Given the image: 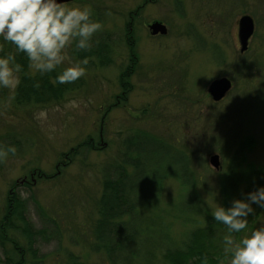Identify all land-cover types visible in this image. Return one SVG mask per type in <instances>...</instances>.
Listing matches in <instances>:
<instances>
[{"label":"rangeland","instance_id":"374dc122","mask_svg":"<svg viewBox=\"0 0 264 264\" xmlns=\"http://www.w3.org/2000/svg\"><path fill=\"white\" fill-rule=\"evenodd\" d=\"M67 3L92 8L93 19L102 24L92 46L101 53L66 50L68 61L57 71L69 61L88 63L79 89L59 101L22 106L0 89V146L17 149L0 162V221L17 193L26 201L33 229L43 232L35 242L37 258L26 253L27 264H75L73 257L78 264H122L95 250L99 202L105 180L120 171L127 179L147 170L133 183V217L122 218L138 224L129 264H165L167 250L179 248L191 231L205 229L210 206H224L222 182L230 166L238 164L236 194L248 190L252 167L264 175V0ZM244 15L253 17L255 31L241 51ZM153 23L165 24L167 33L153 34ZM8 51H15L10 44L4 46ZM17 55L23 65L25 55ZM18 75L22 83V71ZM223 77L233 87L214 101L209 86ZM151 137L161 139L165 149L153 154L141 149L140 155L135 141L152 147ZM215 155L217 166L211 161ZM178 167L185 180L174 172ZM185 196L197 211L185 207ZM252 207L249 229L264 224V209ZM20 225L16 220L9 233L17 244H0V264H7V251L27 247ZM224 231L218 227L215 233L218 254L201 264H228L220 245Z\"/></svg>","mask_w":264,"mask_h":264},{"label":"clouds","instance_id":"9594fccd","mask_svg":"<svg viewBox=\"0 0 264 264\" xmlns=\"http://www.w3.org/2000/svg\"><path fill=\"white\" fill-rule=\"evenodd\" d=\"M99 20L93 19L88 5H70L65 0H0V89H7L14 99L20 85L22 67L16 55L23 53L28 69L43 75L56 71L68 61L67 49L89 50ZM10 44L13 51L4 53ZM88 60L72 63L56 72L54 85L71 84L85 75ZM17 151L14 145L0 146V162ZM253 204L264 209V186L234 198L227 208L215 202L209 207L213 219L225 226L220 245L228 255V264H264V224L249 229ZM235 234H240L239 238ZM223 264V262H221Z\"/></svg>","mask_w":264,"mask_h":264},{"label":"trees","instance_id":"16d2710c","mask_svg":"<svg viewBox=\"0 0 264 264\" xmlns=\"http://www.w3.org/2000/svg\"><path fill=\"white\" fill-rule=\"evenodd\" d=\"M89 50V52L95 54L101 53V50L98 49V47L92 46ZM22 57H24L23 59H25L24 64L21 65L23 80L14 97L16 104L27 106L31 103L41 104L51 101H59L63 99V97L68 92L79 89L81 79H78L71 84L54 85L52 81L55 79L57 70L51 73H45L43 75H40L39 73L32 75L29 73V71L27 73V58L25 56ZM17 58L20 59L21 56L18 57V55H16V59ZM103 58L108 59L107 56ZM151 138L154 147H151V145H142L144 143V140L140 139L138 141H135V150H139L140 152H142L141 149L146 150V148H149L153 150L152 154L160 152V150L164 148V144L161 142V139H157L155 137ZM148 142H151V140L148 139ZM252 143L253 140L250 138L249 146H251ZM83 146H87V144H84ZM143 154V152L140 153V155ZM179 162L180 164H182V160L180 158ZM135 165L138 168H141V165L143 166L142 163H137ZM237 165H233L232 167L230 166V173L228 172L226 178H224V181L222 182L223 193L226 196L224 200V207L226 208L230 206L234 198H246V194L248 192L253 191L260 186H264V175L254 171L252 169L254 167H252L251 170H249L250 178L246 182L248 184V190L236 194V180L233 178V175L234 173L238 172V169L236 168ZM177 170H179L180 173L184 175L183 178L185 180L186 173L181 172V168L175 169L174 172L177 173ZM146 171H141L140 177L135 176L133 178L131 177L127 179H125L124 177V172L120 171L118 177L114 178L113 180H105L104 191L99 202V218L95 225L94 233L97 241L94 244L95 250H97V252L106 251L110 257H115L116 259L120 260L121 263V260L123 259L124 264H129V260L131 258L130 250H132V248L134 247L133 244L137 241L139 234L137 231V221L124 222L122 221V218L124 215L128 214L130 217H133L134 213L132 206L136 201L134 198L136 194H134L132 191L133 183L135 180L143 178ZM245 172L246 171L242 170L243 174ZM162 177L163 175H161L159 179H162ZM158 181H155L154 185H157ZM128 182L130 183L129 186L127 185ZM126 188L129 192L132 193L133 199L131 198V200H129V197L126 194ZM184 205L188 209L196 208V211L198 209L196 203L192 204L188 202V198L185 199ZM208 217L207 225L205 226L204 230L196 229L194 231H191L188 234L186 240H184L183 244L180 245L179 248L167 250L166 254L164 255L166 261L165 264H186L187 262H191V264H201L210 259L208 258V255H216L214 254L217 253L215 247L216 240L214 241L215 233L217 232L218 227H222L225 230V226L215 221L212 216ZM16 220L21 221V225L19 226V228L22 235L26 238L27 247L25 249H22V247L17 245L14 249L17 254H13V252L7 251L5 256L7 264H27L26 253L32 252L31 256L33 257V259L35 260L37 258V249L35 248V242L38 238L42 237L43 232L41 229H33L27 217L26 201L17 193L15 195H12L8 200L6 210L0 221V244L2 246L9 241L13 242V244H17L14 240H11L12 238L9 235V233H11L13 229H15L14 225ZM158 244L160 245V240L157 242L156 246H159ZM135 251L136 250H133L131 253ZM73 261L75 264H78L76 263V261H78L77 257H73Z\"/></svg>","mask_w":264,"mask_h":264},{"label":"water","instance_id":"95a60500","mask_svg":"<svg viewBox=\"0 0 264 264\" xmlns=\"http://www.w3.org/2000/svg\"><path fill=\"white\" fill-rule=\"evenodd\" d=\"M69 1L72 0H65V2ZM239 23L240 24L238 36L241 44V51H245L248 48L249 39L254 33L255 24L253 18L249 15H244ZM150 27L152 29L153 34H166L168 31L166 25L162 23H153ZM231 87V80L226 77H223L211 82L209 86V92L215 101H219L226 95V93L231 89ZM218 158L219 156L215 155L211 159L212 164H214L215 166L219 165Z\"/></svg>","mask_w":264,"mask_h":264}]
</instances>
